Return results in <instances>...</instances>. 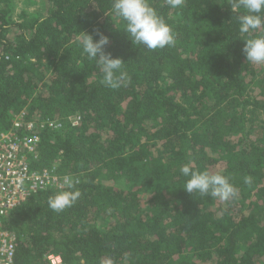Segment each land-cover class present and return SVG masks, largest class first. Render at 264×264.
I'll list each match as a JSON object with an SVG mask.
<instances>
[{
    "label": "trees",
    "instance_id": "trees-1",
    "mask_svg": "<svg viewBox=\"0 0 264 264\" xmlns=\"http://www.w3.org/2000/svg\"><path fill=\"white\" fill-rule=\"evenodd\" d=\"M42 1L43 16L13 18L0 0V128L20 113L62 122L37 128L30 165L81 195L56 212L61 188H46L12 210L13 264H264V63L245 60L236 0H149L175 39L156 50L131 43L112 0ZM96 29L124 61L117 88L78 46ZM184 164L223 174L237 198L190 195Z\"/></svg>",
    "mask_w": 264,
    "mask_h": 264
},
{
    "label": "clouds",
    "instance_id": "clouds-1",
    "mask_svg": "<svg viewBox=\"0 0 264 264\" xmlns=\"http://www.w3.org/2000/svg\"><path fill=\"white\" fill-rule=\"evenodd\" d=\"M166 2L170 7L177 8L183 5L184 0H166ZM232 7L236 10L241 8L244 10L238 16V21L239 32L245 34V38L242 39L244 41L242 53L245 60L257 64L264 63V32L257 31L264 25V0H236ZM112 9L115 15L125 22L123 32L134 46L143 45L149 50H156L175 43L172 28L151 6L149 0H112ZM95 32L98 37L96 39L92 34L82 31L83 35L77 41L78 46L90 61H96L100 66L102 83L107 87L117 88L125 80V73L122 71L124 61L106 52L108 37L99 29ZM251 33L256 34L251 35ZM180 171L188 177L183 189L190 195L198 192L222 201L235 199L238 196V190L219 172L209 174L207 171H197L188 164L182 165ZM245 182H249L247 177ZM78 183L77 179L66 175L61 190L49 198V207L56 212L71 207L81 195L76 188Z\"/></svg>",
    "mask_w": 264,
    "mask_h": 264
},
{
    "label": "built area",
    "instance_id": "built-area-1",
    "mask_svg": "<svg viewBox=\"0 0 264 264\" xmlns=\"http://www.w3.org/2000/svg\"><path fill=\"white\" fill-rule=\"evenodd\" d=\"M70 120L73 125L79 123L76 117ZM42 125L58 129L62 122L28 119L20 113L8 129L0 128V264H13L17 245L16 236L5 229L3 220L36 192L61 188L66 176L60 175L56 166L36 170L30 165L40 141L36 130ZM46 258L49 264H65L60 254L50 253Z\"/></svg>",
    "mask_w": 264,
    "mask_h": 264
},
{
    "label": "rangeland",
    "instance_id": "rangeland-1",
    "mask_svg": "<svg viewBox=\"0 0 264 264\" xmlns=\"http://www.w3.org/2000/svg\"><path fill=\"white\" fill-rule=\"evenodd\" d=\"M13 3V18H16V14L20 12L21 9H26L29 12H33L36 9L37 13H39L41 16H43L46 11V5L42 0H13ZM115 184L118 186H124V182L122 181Z\"/></svg>",
    "mask_w": 264,
    "mask_h": 264
}]
</instances>
